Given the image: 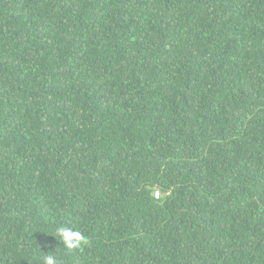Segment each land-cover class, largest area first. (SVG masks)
I'll return each instance as SVG.
<instances>
[{"label":"trees","instance_id":"1","mask_svg":"<svg viewBox=\"0 0 264 264\" xmlns=\"http://www.w3.org/2000/svg\"><path fill=\"white\" fill-rule=\"evenodd\" d=\"M46 255L264 264V0H0V264Z\"/></svg>","mask_w":264,"mask_h":264},{"label":"clouds","instance_id":"2","mask_svg":"<svg viewBox=\"0 0 264 264\" xmlns=\"http://www.w3.org/2000/svg\"><path fill=\"white\" fill-rule=\"evenodd\" d=\"M57 234L62 236L65 243L68 244L67 249L71 250L74 248H79L82 244H88V238L85 237L82 233L79 231L76 232H68L66 230H62L60 228L57 229ZM69 241H72V243H68ZM44 264H58L57 259L53 255H46L43 257Z\"/></svg>","mask_w":264,"mask_h":264},{"label":"built area","instance_id":"3","mask_svg":"<svg viewBox=\"0 0 264 264\" xmlns=\"http://www.w3.org/2000/svg\"><path fill=\"white\" fill-rule=\"evenodd\" d=\"M157 196H158V193L156 192V193H155V197H157Z\"/></svg>","mask_w":264,"mask_h":264}]
</instances>
